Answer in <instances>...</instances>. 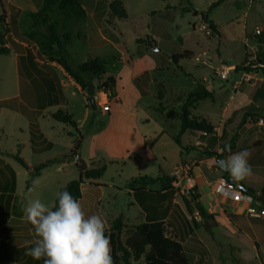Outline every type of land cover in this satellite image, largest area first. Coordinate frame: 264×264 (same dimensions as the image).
<instances>
[{"label":"crops","instance_id":"1","mask_svg":"<svg viewBox=\"0 0 264 264\" xmlns=\"http://www.w3.org/2000/svg\"><path fill=\"white\" fill-rule=\"evenodd\" d=\"M168 10H170L169 6L166 11ZM20 46L22 47L11 48L10 55L0 57V103L11 101V106L0 107V215L5 221L4 226L11 225L14 230L11 237L7 236V240L13 244L17 261H20L15 264H43V259L34 260L27 255L28 249L34 246L33 242L37 237L34 235L32 225L25 218L22 205L26 204L29 199H36L30 198V195L36 193L38 186L41 187L42 192H55L56 194L74 180L75 175L78 179L81 176L82 172L76 163L77 156L71 154L76 141L71 143L66 152L69 157L68 161L61 164L55 162L44 169L39 176L32 175L33 170L41 164L59 160V158H48V156L55 150L59 135L62 133H66L68 137H79L81 134L78 138L81 144L84 140L88 142L89 154L85 156L88 170L96 169L113 160L122 161L123 166L136 162L143 168L135 178H130L132 186L125 190L132 195L127 204V212L135 208L139 210L143 223L168 222L173 218L176 225V221L182 222L179 215L184 216L188 228L189 226L195 227L192 221H196L194 232L208 249L212 264H230L233 259L237 260L234 254L243 264H264V217H250L246 214L245 204L235 203L216 190L219 180L230 176L228 172L224 173L220 169L219 158L225 159L232 153L245 149L250 153L248 162L252 167V175L237 185L244 186V192L254 196H258L264 189V129H257L253 126L252 116L245 117L246 113L250 114L245 108L251 109L256 105L255 100L250 96L251 87L246 97L247 102L242 106V113L234 124L231 123V118H227L230 113L228 107L224 109V118L216 124L207 115H195L199 104L205 101L196 103L192 114L206 118L215 126V133L206 136L201 132H186L181 135L179 145L174 140L180 135L182 125L178 114L189 95L202 86L214 94V99H209L210 101L216 102V97L212 84L194 80V87L182 100V102L185 101L184 104L176 111L177 106L173 104L181 101L182 98L175 96L173 100H170L171 106L169 107L171 108L164 111L165 108L162 105L166 102L168 93L165 88L162 92L157 91V86H163V83L154 78V73L167 69L169 66L167 63L164 68H148L140 73L139 77L127 78L125 83L127 89L116 93L118 100L116 115L95 132L91 129L92 121L88 119V116H85L82 122L75 121L77 129L69 130L67 129L71 128L69 125L54 120L52 115L58 110L69 113V101L64 90L66 82L77 89L88 107L84 90L57 63L46 60L38 63V60L29 53V47L26 44L20 43ZM146 56L149 55L144 57ZM175 64L184 74L191 75L180 63ZM60 74L64 76L65 82H62ZM88 78V76H83L85 81H88ZM105 78L108 79L107 76ZM154 84L156 90L153 91ZM147 97L156 98L159 101L158 106L149 105L150 109H148V105L144 103ZM153 106L156 110L155 115L148 113ZM236 113L238 111H235L233 116ZM50 120L54 123L50 126L51 133L46 135L41 123L50 122ZM173 122H176L174 127H172ZM32 124L36 125V135L39 137L35 140L32 135ZM60 124L66 127H63L61 131L56 130L57 127L60 128ZM227 130H230L231 134L229 138L222 140L226 137ZM11 134H16L18 137L9 149L4 142ZM259 143L260 146H258ZM222 146L227 147V153L220 148ZM214 152H217L220 157L212 155ZM17 156L24 160L29 169L17 160ZM57 165H60L58 170L70 178L63 186L50 187L53 181L51 176L54 175L51 172ZM6 166H9L14 174ZM179 168H190V171L182 177H174L175 170ZM20 177L22 181L28 179L32 184L26 187L25 194L21 191ZM164 177L173 179L172 187L178 189V186H181V191L178 189L177 192H162L160 179ZM177 180H180V184L176 182ZM44 183L48 185H43ZM138 184L140 186H137ZM149 184H161V186L154 191L149 189ZM106 187L98 180H84L81 188L82 198L79 202L86 215L95 214V209L101 207L103 200L101 190ZM190 190H193L199 198L198 203L209 216L208 228L205 225L206 220L198 215L196 205L191 204ZM150 191H161V194L148 195ZM98 192L101 194L96 198L95 194ZM23 194L24 198L21 199ZM55 194L53 200L56 199ZM181 194L186 196L187 201L189 200L190 210L180 200ZM175 205L179 206L178 211H175ZM192 206L196 209V213L193 212ZM119 218H122L125 230L140 225L133 224L134 218L132 220L125 216ZM114 220L116 218L106 221L108 237ZM23 226L27 228L25 232L17 230ZM175 228L179 236H182L181 232L183 236L187 233L186 229L182 230L177 225ZM214 231L218 233L219 240L213 234L214 240L211 246H208L202 240L200 233L209 234L215 233ZM0 234L4 233L0 231Z\"/></svg>","mask_w":264,"mask_h":264},{"label":"rangeland","instance_id":"2","mask_svg":"<svg viewBox=\"0 0 264 264\" xmlns=\"http://www.w3.org/2000/svg\"><path fill=\"white\" fill-rule=\"evenodd\" d=\"M112 1L114 0H82L87 16L71 20L66 18L64 12L57 6L46 9L43 0H0V15L3 11L7 14L9 44L18 47H22L20 43L26 44L29 53L41 63L45 61L42 55L43 45L50 42L46 22L52 23L61 37L66 34L72 36V41L66 45V56L74 71H78L83 60L100 58L104 62L107 78L115 79L114 91L110 89L113 93L111 111L106 115L102 114L99 107L95 111L89 105L87 107L83 96L66 82L64 90L69 101L68 112L73 115L74 121L82 122L85 116H88L92 121L91 129L95 132L116 115L118 109L116 93L127 89L125 86L127 78L138 76L148 68H164L169 63L167 69L154 73V78L161 81L164 86L158 85L157 91L162 92L165 88L168 93L167 100L162 105L164 111L171 108L170 100L175 96L182 98L173 104L177 106L176 111L184 104L185 101L182 100L194 87V80L206 81L213 86L216 102L208 100L200 103L195 115H207L214 123L219 124L220 119L224 118V109L228 107L230 113L227 118H231V123L234 124L242 113V106L247 102L246 97L251 87L250 96L256 105L254 108L245 109H248L250 116L253 117L251 121L253 126L264 129L257 125L259 119L257 117L264 113V0H121L128 13L127 20H119L112 16L109 10V3ZM218 1H222L221 4L210 10ZM168 6L170 10L166 11ZM204 14H207V19L204 18ZM210 23L217 26L219 34L212 31ZM203 26L208 28L203 29ZM257 30H261L262 34L257 35ZM185 51L193 53L191 59H184L179 63L191 74L190 76L179 70L175 62L169 58ZM147 54L149 56L144 57ZM196 57H200V62L195 60ZM125 66L127 67L124 70ZM230 67L234 70L229 72L227 79H221L219 73ZM60 78L65 82L62 74ZM90 80H92L90 84H94L96 89L107 81L106 78L98 80L89 77L86 82ZM152 88L153 91L156 90V85L154 84ZM84 92L88 100L87 90ZM158 102L154 97H147L144 103L150 109L149 105L158 106ZM235 111L238 113L233 116ZM154 112H156L154 106L150 112L148 110L150 114L155 115ZM51 123L54 122L50 120L41 123L46 135L51 133ZM175 123H172V127L176 125ZM63 127L66 126L60 124V128L57 127L56 130L61 131ZM230 134V130H227V135L222 140L229 138ZM16 137H18L16 134L9 135L4 144L10 149ZM79 137L60 134L55 150L48 158H59L56 160L57 164L68 161L66 152L73 141H76L75 145L77 144ZM79 154L84 160L85 156H88L87 141L82 142L77 155ZM105 165L104 176L97 180L107 187L101 190L103 200L101 207L95 209V214L100 215L105 222L125 216L131 220L134 218L133 224H142L143 219L139 210L135 208L127 212V204L132 195L125 190L132 186L130 178H135L143 168L136 162L123 166L120 160H113ZM59 167L60 165L55 166V170L51 172L54 175L51 176L53 181L50 187L63 186L70 178L62 174L61 170H58ZM100 167L102 166L96 169ZM74 178L78 180L77 175ZM20 184L24 194L26 187L32 185L30 180L22 181L21 177ZM160 186L161 184H149V189L155 191ZM178 187L181 191V186ZM37 188L36 193L31 194L30 198L41 199L46 204L53 201L55 192H42L40 186ZM24 194L21 195V199L24 198ZM100 194L101 192L96 193V198ZM179 198L184 205L187 201L186 196L181 194ZM192 210L197 212L194 206ZM215 233L201 232L200 236L208 246H211L214 235L219 240L218 233ZM126 236L127 232H123L121 240L124 241ZM234 257L238 261L233 259L230 264H243L237 255L234 254ZM189 258L191 264L196 263L195 254L189 255ZM207 260L212 264L211 258ZM15 263L20 261H17L13 244L7 240L6 234H0V264ZM135 264L145 263L142 261Z\"/></svg>","mask_w":264,"mask_h":264},{"label":"trees","instance_id":"3","mask_svg":"<svg viewBox=\"0 0 264 264\" xmlns=\"http://www.w3.org/2000/svg\"><path fill=\"white\" fill-rule=\"evenodd\" d=\"M44 7L50 9L53 6L59 7L65 14L66 18L71 20L83 19L87 16V12L82 5V0H43ZM222 1L214 3L211 9L216 8L221 4ZM109 10L112 16L118 18L119 20H127L128 13L121 0H114L109 3ZM188 10L187 8L185 9ZM204 18L207 19V14H204ZM46 26V31L50 37V42L43 45L42 55L44 59L48 62H55L61 66L64 71L79 85L81 88L86 91L91 82H86L83 79V76H88L91 79L103 80L106 76L104 62L100 58L85 59L78 68V71H74L70 66L67 60L66 45L72 41V36L69 34L61 37L54 24L50 23ZM210 28L215 34H219L218 28L215 24L210 23ZM8 22L7 14L3 11V14L0 15V57L8 56L11 54V48L18 47L14 44L8 43ZM192 52L185 51L184 53L179 54L178 56H173L172 60L175 63H179L184 59H191ZM115 79L113 77L108 78L107 81L103 83L102 86L109 88L114 91ZM64 99V98H63ZM213 100L214 94L209 92L204 87L200 86L199 89L191 93L188 97V100L182 107L181 112L178 116L181 119V131L180 135L174 138L175 142L180 145V137L186 132H201L206 136H211L215 133V126L212 125L204 117H196L192 114V110L195 108V104L201 101ZM11 106V101H6L0 103V107ZM250 116L246 113L245 117ZM244 117V121H245ZM52 118L58 122L69 125L73 129H77V124L74 121L73 117L64 110H58L52 115ZM259 118V117H257ZM36 125L32 124V135L34 140L39 137L36 135L37 129ZM35 144V141H34ZM81 140H78L77 144L74 146L72 155L77 156ZM260 146V143L258 144ZM224 149V152L227 153V147H220ZM35 150V149H34ZM212 155L217 158L220 155L217 152L212 153ZM17 160L27 169L29 167L19 156L16 157ZM56 161H48L40 166L36 167L32 175L34 177L39 176V174L49 167L51 164H54ZM9 170L12 169L9 166H6ZM106 172V166H102L98 169L86 170L81 173V176L78 180L71 181L65 187L61 188L60 191L67 190L72 196L80 201L82 198V186L84 180L92 181L100 179L104 176ZM14 174V172H13ZM143 180H147L143 178ZM162 182V192H177V188L172 187L173 179L169 177H164L160 179ZM145 191V190H142ZM161 191L153 192L150 191L148 195H159ZM251 193H254L253 190H250ZM264 194V189L262 190ZM191 196V204L196 205L199 198L195 195L193 190L189 191ZM188 210L191 206L188 201L185 202ZM175 211L179 210V206L175 205ZM202 208V206H201ZM198 215L202 219H209L207 212L202 208V212H198ZM179 218L182 219L181 223L176 221V225L182 230L187 232L183 236H179L177 233V228H175V220L172 218V221H154L146 222L138 226L132 227L128 230H125V225L122 218H117L112 222L111 231L109 233L111 248H112V257L114 264H135L139 262H144L145 264H191L189 255L195 254L198 257V260L195 264H209L210 254L206 246L199 240L194 232L196 227V221L193 220L195 227L188 226L185 224L186 219L184 216L179 215ZM174 220V221H173ZM5 221L0 215V231L6 234L8 237H11L13 234V227L11 225L4 226ZM20 231H26L25 226L20 227ZM123 232H127V237L124 241L121 240ZM207 260V262H206Z\"/></svg>","mask_w":264,"mask_h":264},{"label":"clouds","instance_id":"4","mask_svg":"<svg viewBox=\"0 0 264 264\" xmlns=\"http://www.w3.org/2000/svg\"><path fill=\"white\" fill-rule=\"evenodd\" d=\"M249 156L245 149L218 162L229 173L233 184L252 175ZM231 187L222 181L216 190L228 195ZM55 196L47 204L36 198L22 205L37 237L27 255L34 260L43 258V264H114L105 220L98 214L86 215L81 203L67 190L58 191Z\"/></svg>","mask_w":264,"mask_h":264},{"label":"built area","instance_id":"5","mask_svg":"<svg viewBox=\"0 0 264 264\" xmlns=\"http://www.w3.org/2000/svg\"><path fill=\"white\" fill-rule=\"evenodd\" d=\"M203 29H206L208 27H202ZM208 34H210V30H208ZM257 35H261V30L256 31ZM195 60L197 62H200V57H196ZM231 70H234V68H226L223 72L219 73L221 79H227L228 74ZM95 101L97 104V107H99L102 111V113L107 114L111 111V104L113 101V93L110 89L105 88L104 86H100L98 89H96L95 94ZM257 125L261 128H264V113L259 117ZM205 135V134H204ZM190 168H179L176 169L173 176L174 177H182V175L189 173ZM222 181H227L228 185H232L230 193L228 195H223L231 199L235 203H242L246 205V214L250 217L254 218H263L264 217V205L261 204L257 198V196H254L249 193H245L242 191L237 184H233L230 182L227 178L223 177L219 180L218 185ZM178 184H180V180L176 181ZM219 193V192H218ZM221 194V193H219ZM222 195V194H221Z\"/></svg>","mask_w":264,"mask_h":264},{"label":"water","instance_id":"6","mask_svg":"<svg viewBox=\"0 0 264 264\" xmlns=\"http://www.w3.org/2000/svg\"><path fill=\"white\" fill-rule=\"evenodd\" d=\"M169 58L172 59V57H169ZM95 94H96V87H95L94 84H90L89 87H88V89H87L88 104H89V106H90L94 111L97 110V108H98V107H97V104H96V101H95ZM223 160H224L223 157H222V158H219L218 162H221V161H223ZM76 163H77V166L79 167V169H80L81 172H85L86 170H88L87 163H86V161L82 158V155H80V154L77 155V157H76ZM218 165H219V163H218ZM219 167H220V166H219ZM220 169H221V167H220ZM221 170H222V169H221ZM222 171H223V170H222ZM223 172L226 173L227 171H223ZM227 179H228L230 182L234 183V182L231 180V177H230V176H228ZM238 187H239L242 191H245L244 186H242V185H238ZM257 198H258L259 202H260L261 204L264 205V194H263V193H260V194L257 196ZM196 208L198 209L199 212H202V208H201V206H200L199 203L196 204ZM205 225H206V227L208 228V225H209V221H208V220L205 221Z\"/></svg>","mask_w":264,"mask_h":264}]
</instances>
